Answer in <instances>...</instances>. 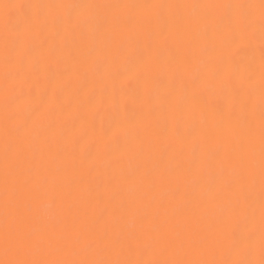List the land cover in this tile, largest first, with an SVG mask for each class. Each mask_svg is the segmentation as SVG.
Returning a JSON list of instances; mask_svg holds the SVG:
<instances>
[{
    "label": "snow or ice",
    "instance_id": "6c2138e0",
    "mask_svg": "<svg viewBox=\"0 0 264 264\" xmlns=\"http://www.w3.org/2000/svg\"><path fill=\"white\" fill-rule=\"evenodd\" d=\"M0 20V264H264V0H26L0 3ZM257 36L259 65L248 56L240 81L223 53ZM160 74L166 92L153 102ZM89 77L111 81L113 101L133 85L142 98L111 165L118 203L102 224L89 220L85 179L97 165L68 152L57 120L72 103L92 104L94 93L82 100L79 89L60 103L73 78ZM156 112L162 136L169 116L176 129L200 120L191 159L182 139L167 163L154 158Z\"/></svg>",
    "mask_w": 264,
    "mask_h": 264
},
{
    "label": "bare ground",
    "instance_id": "6f19581e",
    "mask_svg": "<svg viewBox=\"0 0 264 264\" xmlns=\"http://www.w3.org/2000/svg\"><path fill=\"white\" fill-rule=\"evenodd\" d=\"M26 0H0V3H24ZM102 3L128 2L143 3L145 0H97ZM193 2H211V0H193ZM218 2H233V0H218ZM248 2L259 3V0H248ZM2 26V20H0ZM167 52L159 53L160 62L163 64L167 59ZM226 59L235 58L236 64L233 66L240 81L247 78L246 58L254 55L257 66L259 65L260 51L259 39L248 45L243 46L239 50L225 51L223 53ZM120 57L114 56L111 64L113 69L119 64ZM3 63L0 58V129L4 123V95L5 85L3 80ZM167 77L160 74L158 83L152 90L153 102L163 96L166 92ZM62 86V78L57 77L56 81L49 87V96L53 90ZM79 89L81 99H86L89 93H94V101L85 108L77 109L75 103L64 108L57 113V120L63 126L65 135L69 138L70 143L67 145L68 152L75 153L78 162L86 169L89 164L95 162L97 167L90 175H86L87 186L91 190L92 204L88 209L89 220L92 222L100 218L101 224L111 219L112 207L118 203V200H110L111 190L107 186L109 173L112 162L117 160L121 152L126 146V137L124 130L135 126L140 122L137 114L141 99H137L135 86H131L125 90L124 94L117 93L115 101L111 98L112 82L105 81L103 85L94 84L91 77L87 82H82L73 78V84L70 89H66L60 97V103L69 105L72 99V92ZM103 99V103L101 100ZM146 106V105H145ZM165 116L162 112H156L152 119V129L154 134L155 146L153 148V156L156 159H163L167 163L175 150L180 146L179 140L184 141L185 159L192 157V136L189 135V129L193 123L197 128L201 126L200 120L189 121L182 124L178 129L175 128L172 118L167 117L168 134L160 135V127L163 126ZM131 121V123H129ZM258 122V121H257ZM208 123H212V117L209 115ZM2 143H0V162H2ZM81 173L77 170L70 179L79 181ZM168 189L162 192V197H166ZM133 226V222L129 221V227Z\"/></svg>",
    "mask_w": 264,
    "mask_h": 264
}]
</instances>
